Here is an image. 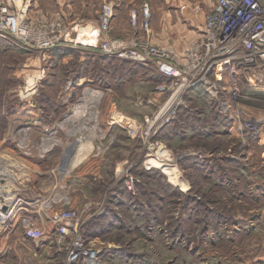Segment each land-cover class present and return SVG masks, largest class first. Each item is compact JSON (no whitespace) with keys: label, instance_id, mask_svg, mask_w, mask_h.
<instances>
[{"label":"rangeland","instance_id":"rangeland-1","mask_svg":"<svg viewBox=\"0 0 264 264\" xmlns=\"http://www.w3.org/2000/svg\"><path fill=\"white\" fill-rule=\"evenodd\" d=\"M146 2L153 11L149 6L150 32L157 36L166 31L169 36L175 24L180 26L189 17L178 15L175 7L186 2L208 11L211 1ZM83 47L58 61L21 46L18 50L0 47V107L5 121L0 127V153L10 154L14 166L10 167L11 177L0 173L4 180L0 200L18 197L22 204L33 201L38 209L39 202L55 195L51 212L72 210L77 214L80 237L98 253L99 264H103V250L109 249L119 250L118 254H105L109 264H148L125 257L122 263L123 248L133 254L152 252L157 256L155 264H264V88H256L261 84L242 87L237 106H230V89L191 88L169 106L171 120L155 123L156 113L170 98L169 91L156 87L167 82L157 78L143 81L145 74L135 68L118 85V70L113 67L121 63L106 66L99 58L88 57ZM103 74L110 87L102 85ZM196 90L207 94L209 103ZM115 115L124 121H114ZM86 143L91 149L72 166L75 153ZM159 147L170 156L165 163L179 172V185L165 170L147 161L157 158ZM141 170L156 175L142 177ZM157 175L179 193L204 201L210 216L176 193H163ZM8 179L13 186L10 195L4 187ZM139 185L145 188L140 190L144 197L138 193ZM154 188L162 198L156 216L163 223L160 226L169 230L164 235H150L155 238L151 241L140 238L138 222L145 217L139 212L134 219L133 211L159 202L152 196ZM69 200L70 208H60ZM213 213L219 216L217 224ZM175 222L181 227L177 236L172 234ZM48 223L51 225L47 217L22 216L16 226L18 233L30 226L43 232ZM152 224L157 228V217ZM203 227L209 228L208 233ZM20 237L18 234V240ZM70 240L69 234L58 246L54 240L55 247L48 246L39 253L41 257L38 253L34 258L23 257L19 264H64ZM30 247L35 248L34 244ZM60 248L65 251L64 259L56 252ZM48 252L50 259H46Z\"/></svg>","mask_w":264,"mask_h":264},{"label":"built area","instance_id":"built-area-1","mask_svg":"<svg viewBox=\"0 0 264 264\" xmlns=\"http://www.w3.org/2000/svg\"><path fill=\"white\" fill-rule=\"evenodd\" d=\"M14 1H0L1 37H10L21 48L43 53L67 45H79L77 38H72L73 29L68 28L61 17L29 19L26 16L27 6L19 10L11 8L10 3ZM210 1L199 36L179 56L169 47L152 45L147 40L138 39L123 44L109 39L113 8L108 0L100 7V52L119 61L151 66L167 82L156 87L160 91H169L170 98L156 113L155 123L171 120L169 106L187 90L201 86L212 91L224 75L229 80L221 88L230 89V106L238 105L242 87L264 83V0ZM184 9V5L179 8L181 12ZM198 11L196 9L194 13ZM149 19L148 4L130 10V25L133 28L141 24L144 32L148 33ZM212 76L215 81H212ZM47 219L53 226L57 246L63 242L64 236H71L64 264L79 260L86 264H99L98 253L88 248L80 237L74 211L51 212ZM24 235L35 241L44 237L41 230L31 226L25 229Z\"/></svg>","mask_w":264,"mask_h":264},{"label":"crops","instance_id":"crops-1","mask_svg":"<svg viewBox=\"0 0 264 264\" xmlns=\"http://www.w3.org/2000/svg\"><path fill=\"white\" fill-rule=\"evenodd\" d=\"M0 1L7 2V0H0ZM19 1L20 4L17 5ZM104 1L106 0H15L13 3H10V6L12 9L15 10H19L24 6H27L28 10L26 16L29 19H33V20L41 19L43 17L46 18L61 17L65 22V24L67 25V27L73 29L71 32L72 38L76 37L77 40L79 41L78 44H80V46L82 47L85 46V48H87L84 49V51L86 52V55H88V57L91 56V58H99L100 63L106 66L110 65L111 67H113L112 64L114 61H118L121 63L120 65H115L113 67L114 69L118 70V74H117L119 75L117 79L118 85L121 84L119 82H122L123 80L126 81L125 78L130 76L131 72L133 74L135 68H137V72L141 71L143 74H145V77H143V81H145L146 79H151L154 81L155 78H157L158 80L161 79L164 80L165 78L161 76L159 73H157L151 66H143L128 61H119L110 55H105L100 52L98 47L101 41V34L98 26V15H99L100 7L104 3ZM108 1L111 3L113 8V17L111 20L110 30L108 33L109 39L118 40L123 44H128L138 39L147 40L152 45L169 47L178 56L181 55V53L187 49L190 43H192V41L195 39V35H198V33L201 30L205 14L208 12L206 11V8H202V7L200 8L199 6L196 5L190 7L186 2L181 3L178 6V8L175 7V9L178 15L180 14L182 16H186V15L189 16L185 19L184 24H182L184 25L185 28L181 24L179 26V24L177 23L175 24L176 26H174V32H171L173 34H169L168 36V33L166 31H160V33L162 34L156 36L153 31L150 32V29L148 30V33H145L141 24H139L136 28H133L130 25V10L132 8L139 9L142 4H147L146 0H108ZM148 4H149L148 6H150L151 8L150 3ZM183 5L185 6V9L181 12L179 8ZM207 5L210 6V3H207ZM193 8H195V10L199 9V11L194 13ZM194 18H196L195 22L193 21ZM197 19H201V21H197ZM187 22L189 23L188 25L186 24ZM194 25L196 29L192 30ZM188 26L191 28L190 30H187ZM151 30H152V24H151ZM3 46L12 47L14 49L19 47L10 38L0 36V47L2 48ZM68 46H72V45H68ZM70 53L68 52L61 59H64L66 56H69ZM59 55L44 53V56H46L47 60L48 59L54 60L58 58ZM100 80L102 85H108L109 87L111 86L110 83L107 81L105 74L102 75ZM213 80L214 77L212 76V81ZM228 80H229L228 77L224 75L222 77L221 82H216V86L218 88H221L223 85L228 84ZM80 81L82 82L83 80H79V82ZM255 86L256 84H252L249 85L248 88L249 87L252 88ZM257 87L264 88L262 84L256 86V88ZM78 118L79 117H77L76 120H78ZM109 130L110 129H108L107 132ZM261 143H263L262 138H261ZM7 155L11 156L10 154ZM8 156L6 157L5 154L1 155L0 153V173H2V175L4 176L11 177L12 176L11 168L14 166L12 165L13 160H9ZM22 173L23 172H20L19 174L22 175ZM14 178L18 179V173L15 175ZM4 187L9 189L8 194L10 195V191H11L10 188L13 187L11 179H8L7 185ZM50 201L53 202L55 201V195H52L51 198L49 197L45 198L44 200L41 201V203L39 202L38 209H36V206L34 207L33 205L34 203L32 204L33 201L24 202L22 204L23 201L18 197H16L15 199H13V197H8L6 199L0 200V205H1L0 209L1 210L6 209V212H2L4 214L3 216H1L2 214L0 211V264H17V261L19 264V262H21L23 257L24 258L26 257L32 258L33 256L36 257L38 256L37 253L39 254L42 251L46 252L48 246L55 247V245L53 244L55 233L53 227L49 223H48V228L44 230L45 236L41 240H36V241L26 238L23 233L24 231L22 229H20L21 231H19L18 233V227L16 226L17 218L19 219L22 216H24L25 219H32L34 217L43 219L47 217L51 213V211H53L51 208ZM70 203H71L70 200L66 203L63 202L60 208L61 207L70 208ZM33 207L36 209L35 215L33 214L32 211ZM18 234L19 237L21 236L20 237L21 240H18ZM8 238H12L13 241L12 242L8 241L7 240ZM31 244H34L35 248L30 247ZM56 252L61 254L60 256H63L64 259L65 251L63 248L58 249ZM39 257H41L40 254ZM46 259H50L49 252H48V258L46 257Z\"/></svg>","mask_w":264,"mask_h":264},{"label":"trees","instance_id":"trees-1","mask_svg":"<svg viewBox=\"0 0 264 264\" xmlns=\"http://www.w3.org/2000/svg\"><path fill=\"white\" fill-rule=\"evenodd\" d=\"M76 49H82V46H80V45H77V46H75V47H72V46H64V47H60V48H58V49H54V50H52L51 52H50V54H53V55H56V54H60L59 55V57L58 58H56V59H54V60H56V61H58V60H60L62 57H64L68 52L70 53V50L71 51H74V50H76ZM83 49H87V48H84L83 47ZM164 81H166L165 79H164ZM165 83V82H164ZM194 90V89H193ZM194 93L195 94H197L198 95V97L200 98V99H204V100H207V102L208 101H210V99H209V97L207 96V94H205V93H203L202 91H199V90H196V91H194ZM209 103V102H208ZM4 118H3V115H2V110H1V107H0V127H1V124H4ZM195 162H191V164H190V166H195ZM198 164H200V165H202L203 166V164H201V163H198ZM206 168V167H205ZM139 174L142 176V177H145L146 175H150V176H155L156 174H154V172L152 173V172H144V171H140L139 172ZM164 178L161 176V175H157L156 176V181H157V183H158V185H160L161 186V188H160V190L163 192V193H165L166 195H173L174 193H176L177 194V196H179V197H182V199L184 198L185 199V201L184 202H186V203H190V204H192L194 207H196V208H201V209H203L204 211H205V213H204V215H208L207 217H209L210 216V213H207V207H206V204H205V202L204 201H201V202H199L196 198H194L193 196H191V195H189V194H187V195H183V194H181V193H179V191H177V190H175L174 188H172L171 186H169V185H167V184H165L164 183V180H163ZM123 184V182H121L120 184H119V187L121 186ZM159 186V187H160ZM157 188H154L153 189V193H152V196L153 197H156L158 200H159V202L154 206V205H149L147 208H142V207H139V209H136L135 211H133L134 212V214H133V218L135 219V217H136V215L137 214H139V212H141L140 213V215L141 216H144L145 217V220H143L142 222H138V224H139V227L141 226V228H142V230H140V228H138L137 230H140V231H138L137 233H139V235H140V238H142V239H146V240H149L150 238H152V240L151 241H154L155 240V238H153V237H150V235H155V234H157V235H164V232L166 231V230H169V229H164V227L162 226H160V224H163L162 222H161V220H160V218H159V216L157 215L156 216V209L158 208H160L161 207V205L159 204L160 202H162V198H161V192H159L158 190H156ZM114 190V189H113ZM113 190H112V192H111V196H112V194H113ZM140 190H142V191H145V188H144V186L143 185H139L138 186V193L140 194V195H142L143 197H144V194L143 193H141V191ZM120 191H124V189H120ZM231 192H236V191H231ZM128 195H129V197L131 198V202H133V200H132V197H131V193H128ZM148 195V194H147ZM119 196H121L120 195V193H119ZM149 197H150V195H148ZM233 196V195H232ZM237 198H238V196H236ZM153 199H155V198H153ZM118 206L120 207L121 206V203H120V199L118 200ZM166 210H167V208H168V205H165V207H164ZM103 217H105L104 215H102ZM191 215H188V218L190 217ZM212 216H213V221H214V224H217V222H218V219H219V216L216 214V213H213L212 214ZM155 217H157V220H158V225H157V228H154V226H153V221H154V218ZM211 219V218H210ZM152 221V222H151ZM149 224H151V225H149ZM160 226V227H159ZM174 226H175V228L174 229H172V234L173 235H176L177 236V233H179V230L178 229H181V227H180V225L178 224V223H176L175 222V224H174ZM136 227H138V226H136ZM170 228V227H169ZM154 229H163V230H154ZM171 229V228H170ZM201 229H206L205 230V233H208V227H203V228H201ZM100 231H102V229L100 230ZM90 238V237H89ZM129 243V242H128ZM138 247V244H135V246H133V248L135 249V248H137ZM156 246L154 245V247H153V249L155 248ZM121 249V248H120ZM124 253H123V252ZM122 251H120L121 252V254H123V255H121L122 257H123V259L121 260V262L123 263V261H124V257L125 258H127V259H125V260H128V261H131V260H134V261H139L140 259L141 260H143V261H147L148 262V264H155L158 260H157V256H155V254L154 253H152V252H148V253H136V254H133V253H129L128 251H126V250H124V248H123V250ZM112 253H114V254H118L119 253V250H114V249H109V250H103V252H102V254L100 255V260L102 261V263L103 264H109L108 263V260H106L104 257H105V254H109V255H111ZM150 258L152 259V260H150ZM153 260H156V261H153ZM117 263L118 264H121L120 262H118L117 261Z\"/></svg>","mask_w":264,"mask_h":264},{"label":"bare ground","instance_id":"bare-ground-1","mask_svg":"<svg viewBox=\"0 0 264 264\" xmlns=\"http://www.w3.org/2000/svg\"><path fill=\"white\" fill-rule=\"evenodd\" d=\"M19 4H20V1L18 2L17 5H19ZM113 120L116 121V122H118V123L124 121L118 115H115L113 117ZM86 140H87V138H86ZM90 149L91 148H89V146L87 145V143H86V145L81 146V148H79V150L77 151V154L75 153V157H74L73 163H71V165L74 166L75 164H77V162L79 163V160L81 161V159L86 155V153ZM156 156H157L156 159L147 160L149 162V164L151 166L159 167V168H162L163 170H165L166 173L168 174V177L170 176L169 178H171L172 180H174L179 185V182H177L179 180L181 181V176H180L179 172L176 169H174V168L171 169L172 166H169L168 164L165 163V162H169V159H170L169 158L170 157L169 154L167 152H165L164 150H162L161 147H159L158 148V151L156 152ZM4 193H6V192H4ZM4 196H5V194L2 195L1 199H3Z\"/></svg>","mask_w":264,"mask_h":264},{"label":"water","instance_id":"water-1","mask_svg":"<svg viewBox=\"0 0 264 264\" xmlns=\"http://www.w3.org/2000/svg\"><path fill=\"white\" fill-rule=\"evenodd\" d=\"M4 180L3 179H0V183L1 185L3 184ZM2 212H6V209H2Z\"/></svg>","mask_w":264,"mask_h":264}]
</instances>
